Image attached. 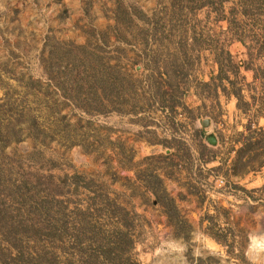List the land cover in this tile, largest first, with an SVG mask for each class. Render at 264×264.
I'll return each mask as SVG.
<instances>
[{
    "label": "rangeland",
    "instance_id": "1",
    "mask_svg": "<svg viewBox=\"0 0 264 264\" xmlns=\"http://www.w3.org/2000/svg\"><path fill=\"white\" fill-rule=\"evenodd\" d=\"M263 73L264 0H0L2 203L120 206L142 264H264Z\"/></svg>",
    "mask_w": 264,
    "mask_h": 264
},
{
    "label": "trees",
    "instance_id": "2",
    "mask_svg": "<svg viewBox=\"0 0 264 264\" xmlns=\"http://www.w3.org/2000/svg\"><path fill=\"white\" fill-rule=\"evenodd\" d=\"M262 76L264 80V73ZM249 162L247 164L251 166ZM75 179L76 183L80 184L83 178L75 176ZM78 184H76L77 188ZM2 201L0 198V227L7 226L11 234L4 235L7 248L0 244V264H142L135 256V241L129 229L137 216L131 217L127 212L123 216L126 218H122L117 211L125 209L120 206L114 210V215H110L115 217V220L111 219L112 223L109 221V224L96 217L99 203H93V205L88 204L86 208L77 207L82 218L72 221L71 224L65 219L58 221L44 219V221L38 220L39 226L42 225L39 227L36 226V220H18L20 215L12 216ZM51 202L59 201L42 200L37 211L44 213L42 211L46 210L47 213V210L50 211L53 207ZM102 202L107 203V201ZM165 207L170 208L169 205ZM20 210L18 209L19 213ZM40 212H37L38 215H41ZM18 228H22L20 230L25 232L35 231L33 236L38 239L30 238L35 242L37 240L40 247H34V251L25 247L26 241L21 237Z\"/></svg>",
    "mask_w": 264,
    "mask_h": 264
},
{
    "label": "water",
    "instance_id": "3",
    "mask_svg": "<svg viewBox=\"0 0 264 264\" xmlns=\"http://www.w3.org/2000/svg\"><path fill=\"white\" fill-rule=\"evenodd\" d=\"M207 124H208V122L205 121V122H204V125H207ZM211 141H212L213 143H215V140L213 139V137L211 138Z\"/></svg>",
    "mask_w": 264,
    "mask_h": 264
}]
</instances>
